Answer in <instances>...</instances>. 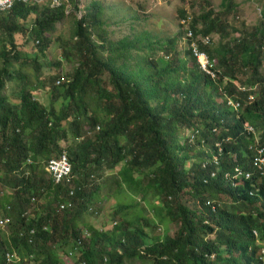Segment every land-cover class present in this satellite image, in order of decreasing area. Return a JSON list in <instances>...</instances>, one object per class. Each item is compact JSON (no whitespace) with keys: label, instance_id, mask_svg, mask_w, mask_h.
<instances>
[{"label":"trees","instance_id":"1","mask_svg":"<svg viewBox=\"0 0 264 264\" xmlns=\"http://www.w3.org/2000/svg\"><path fill=\"white\" fill-rule=\"evenodd\" d=\"M82 1L68 0L75 11ZM85 5L81 20L72 16L75 29L60 47L64 59L76 67L66 81L62 76L50 78L48 108L34 97L47 84L32 87L22 70L32 63L35 78L40 79L44 66L38 55L46 58L57 42V25L71 17L63 9L35 2H17L9 12L0 13V34L5 36L0 37V183L12 190L0 202L3 217L12 220L5 252L39 264H62L59 249L85 264H124L127 260L264 264L252 234L256 231L264 243V177L238 180L236 186L225 178L237 165L252 171L242 122L248 121L262 135L264 146V24L240 31L228 24L226 16L236 8L233 0H222L217 12L206 2L207 9L191 18L189 27L198 48L217 62L218 78L213 80L199 72L188 46L185 55L190 57V67L179 54L172 57L175 38L159 42L146 35L112 41L104 30L103 5L96 0H85ZM178 17L187 15L179 9ZM230 32L241 36L217 45H203L196 39L216 35L225 40ZM20 33L24 43L32 42L30 62L17 48L14 36ZM55 65L62 67L60 62ZM104 76L107 81H102ZM16 81L22 84L13 95L16 102L11 103L5 90ZM219 89L246 103L240 119L226 102L218 101ZM251 95L255 100L247 103ZM222 120L228 131L213 137L212 128ZM199 127L206 129L205 147L212 154L203 149L190 154L193 147L180 141L187 138L186 129ZM226 137L232 138L231 143L224 144L219 173L211 178L217 166L209 162L203 168L202 163L218 154L215 143ZM62 152L71 164V177L54 184L44 169ZM230 152L238 155L236 163L229 158ZM112 171L117 172L112 180L116 196L129 199L118 202L113 211L112 216L121 221L117 219L111 232L84 224L90 238L85 249L83 245L75 248L83 233V218L100 191L96 181ZM187 189L193 205L182 202ZM221 196L231 203L222 205ZM67 200L75 207L58 211L57 205ZM216 201L219 204L213 209ZM154 221L158 228L168 222L180 227L174 237L165 234L149 240L144 228L137 226L152 227ZM0 262L5 264L1 256Z\"/></svg>","mask_w":264,"mask_h":264},{"label":"rangeland","instance_id":"2","mask_svg":"<svg viewBox=\"0 0 264 264\" xmlns=\"http://www.w3.org/2000/svg\"><path fill=\"white\" fill-rule=\"evenodd\" d=\"M43 0L38 1L37 4L42 6L44 2ZM89 0H86L88 3ZM100 2L105 9V21L107 22V27L104 28L106 33L114 42H118L123 40L124 38L129 37L130 39L135 38H143L146 35H149L153 41H166L168 38H175L176 45L172 49V57L175 59V55L179 54V58L187 61V66L190 67V57L185 55L187 50V41L185 40V25L182 24V20L178 17V10L182 9L185 11L186 15L190 18L200 15L207 9L206 2L209 3L212 9L215 12L220 11V5L222 0H96ZM236 4V8L234 12H231L226 16V20L228 24L237 30L242 29H252L256 26L264 24V0H233ZM57 32L54 34V38H57V42L52 46L50 52L47 54L46 58L43 59L41 55L39 56V63L44 66L43 71L40 75V79H36L34 64L31 63L30 66L25 67L22 70L24 75H28L30 77V83L32 87H37L39 83H44L47 88L45 90H38L35 92L36 101L48 108L50 105V97L52 89L51 82L49 80L51 77H60L64 78L66 81L73 72V69L76 67L75 65L68 63L61 52V43L64 40L69 39L75 29L74 18L66 19L61 24L57 25ZM241 36L240 32L231 33L229 37L225 40H220L218 36L212 35V43L217 45L219 42L229 41L233 38H239ZM0 37H4L3 33L0 34ZM59 37V38H58ZM15 42L17 44V48L22 55H28L29 58L26 60L30 62L33 58L31 55V50L33 49L32 42L29 44L24 43L23 34H15L14 36ZM60 39V41H58ZM62 39V40H61ZM37 53V52H36ZM162 53L157 52V56H161ZM185 55V56H184ZM184 56V57H183ZM168 57H165V59ZM23 61V59H22ZM62 63L61 68H57L55 63ZM48 64H51L49 66ZM174 64L177 65V62L174 60ZM102 81H107V77L104 76ZM22 82H15L11 84H7L5 90V96L10 100L11 103H15V97L13 96L16 91V87L21 86ZM218 101L221 102V99L218 98ZM60 105V101L54 104L55 110H58ZM184 134L187 135V129L184 131ZM91 136V133L88 134ZM182 142V139L180 138ZM66 144H61V147H66ZM197 150L200 148L195 144L194 145ZM197 151H191L190 154H195ZM109 173V172H108ZM108 176L107 172L102 174L105 178L102 180H97L96 184L100 185V191L96 194L93 199V210H98L99 215H94L88 213L87 216L83 218V224L81 228H84V224H88L96 229L105 230L111 232L115 226V222L117 219L121 221L120 217L117 215H113V211L117 207V203L127 202L129 201L128 197L123 194H119L116 196V192L118 191L115 187V184L112 182L113 177L117 176V172H110ZM112 178V179H111ZM92 180V179H90ZM91 182V181H89ZM90 184L86 185L85 188L87 191L90 190ZM12 190H8L0 183V200L4 195H11ZM191 191L187 189L182 194V202L186 205L192 203L193 205V197ZM140 197V196H139ZM138 197V198H139ZM222 205L227 203L230 204L231 200L227 197L221 196ZM121 199V200H120ZM140 199V198H139ZM137 199V201H139ZM145 206V204H143ZM33 205H31V208ZM140 210V207L137 209H133L132 213ZM142 215H146V213H142ZM144 216H141L143 219ZM148 218L153 220L152 214L148 213ZM142 227L149 234L148 239H154L158 236H171L174 237L179 230V224L174 222H168L165 225H162L158 228L155 226V221L153 222L152 227H146L145 225L137 226ZM156 227V228H155ZM158 228V229H157ZM9 235V230L5 228V230L1 231V238L4 239ZM150 236V237H149ZM210 238H215V236H211ZM150 240V239H149ZM60 246V245H59ZM60 253L61 257L65 253L64 249H59L58 254ZM74 255V254H73ZM72 255V256H73ZM65 257L61 259L63 264H78L74 261L73 257L66 254ZM33 258H28L27 263L24 264H39L32 260ZM1 264V262H0ZM125 264H152L150 262H142L139 260H127Z\"/></svg>","mask_w":264,"mask_h":264},{"label":"clouds","instance_id":"3","mask_svg":"<svg viewBox=\"0 0 264 264\" xmlns=\"http://www.w3.org/2000/svg\"><path fill=\"white\" fill-rule=\"evenodd\" d=\"M188 17V16H187ZM182 20V19H181ZM190 20H191V18H190ZM190 22V21H189ZM188 26H189V24H188ZM199 37V36H198ZM211 37V43L210 44H212V36H210ZM201 38V37H200ZM197 39V38H196ZM186 40V39H185ZM197 40H200V39H197ZM187 42H190L189 40H186ZM201 41V40H200ZM190 44V43H189ZM203 44V43H202ZM209 44V45H210ZM204 45V44H203ZM187 46H188V48H189V45L187 44ZM200 50V49H199ZM202 52V51H201ZM204 53V52H203ZM206 54V53H205ZM192 55V54H191ZM207 55V54H206ZM208 56V55H207ZM209 57V56H208ZM192 58H194L193 56H192ZM195 59V58H194ZM210 59V58H209ZM211 60H214V59H211ZM195 61H196V59H195ZM196 64H197V62H196ZM197 68H198V64H197ZM216 68H217V66H216ZM199 70V69H198ZM199 72H201L200 70H199ZM202 73V72H201ZM202 74H204V73H202ZM205 75V74H204ZM208 77H210V76H208ZM211 78V77H210ZM212 79V78H211ZM213 80H216V79H213ZM219 92H220V99H221V102H226L227 103V106L230 108V109H232L233 110V112H234V114H235V116H236V118H238V119H240L241 118V112H243V107H244V105H246V103H243L242 101H238V100H235L233 97H231L230 95H229V93H228V91H226V90H223V89H219ZM255 100V97L253 96V95H251L250 97H249V99L247 100V103H251V102H253ZM220 102V101H219ZM220 102V103H221ZM242 126L244 127V132H243V134H242V136H245L246 137V140H247V143H248V145H247V149H248V153H249V155H247V159H248V161H249V164H250V162H251V159L253 158V157H251L250 156V153H255V148H259V149H263L264 150V146H263V141H262V135L261 134H258L257 132H256V130H255V128L253 127V126H251V124L250 123H248V121H245V122H242ZM223 131H228V129H227V127H226V122H224L223 120L220 122V124L219 125H215L213 128H212V130H211V135L213 136V137H218V135H221L222 134V132ZM204 133V134H203ZM205 133H206V129H205V131H204V129L202 128V127H199V128H191V129H187V138L185 137V138H183L182 140H183V144L185 145V143H187V141L189 142V144H190V146H192L193 147V150L192 151H197L196 153H198L199 151H201L202 149L206 152V153H209V154H212L213 153V151L212 150H210V149H206V147H205V145H206V140H205ZM219 138V137H218ZM231 137H226V138H223L222 139V141L221 140H218V141H216V143H215V148L217 149V151H218V154H216V155H214L213 156V158L209 161V160H207V161H204L203 163H202V167L203 168H206V166L209 164V162L210 163H213L215 166H217V171H212V173H211V178H216V176H217V174L219 173V160H220V158L222 157V155H223V152H224V144L225 143H231ZM197 145L199 148H200V150H197L196 149V147L194 146V145ZM251 148H253L252 150H251ZM229 158L231 159V160H233L235 163H236V161H237V159H238V155L237 154H233V153H229ZM30 162V161H29ZM26 164H27V162H26ZM31 164V163H30ZM30 164H27V165H30ZM245 166V165H244ZM250 166H251V164H250ZM237 168H239V169H242L243 171H247V172H252V171H248V170H246L242 165H237V167L235 168V169H237ZM235 169L233 170V172H232V174H226L225 175V178L226 179H228V180H230L232 183H233V185L234 186H236V182L238 181V180H241V179H238V178H235L236 177V173H235ZM45 170V169H44ZM251 170H252V168H251ZM214 175V176H213ZM52 179V178H51ZM207 178H205L204 179V181L205 182H207ZM53 183H54V181H53ZM54 184H56V183H54ZM59 184V183H58ZM74 195V190L73 189H71L70 191H69V196L70 197H72ZM5 196V195H4ZM3 198L4 197H2V199L0 200V202L3 200ZM31 202H33V200H31ZM214 204H213V209L216 207V205H218L219 203H218V201H216V202H213ZM61 205H64V208L63 209H60V206ZM75 206H74V203L72 202V201H69V200H67V201H65V202H63V203H59L58 205H57V210L58 211H63V210H65V209H71V208H74ZM93 205L92 206H90V208L88 209V212L86 213V216L88 215V213H91V214H94V215H99V211L98 210H93ZM27 214H28V212H27ZM0 221H6V223H5V225H0V236H1V231L2 230H5V228H7L8 229V227L12 224V220L8 217V216H6V217H3V215H2V213H1V211H0ZM116 223V222H115ZM207 224H208V222H206ZM116 225V224H115ZM87 226H90V225H88L87 224ZM92 228H94V227H92ZM45 229V231L48 229V226L47 227H45L44 228ZM94 229H96V228H94ZM9 230V229H8ZM96 230H98V231H101V232H107V231H105V230H100V229H96ZM82 231H83V233H82V235H81V238L80 239H78L77 240V242H76V246L77 247H75V248H78V247H80V246H82L83 245V247H84V249H85V243H87L88 242V239L90 238V236H89V232H88V230H87V228H82ZM143 231H144V233L145 234H148L146 231H145V229H143ZM34 232H35V230L34 229H31L30 231H29V233L31 234V235H34ZM255 232V233H254ZM252 234H253V236H254V240H255V243L260 247L259 249V253H260V255H261V257H260V260L262 259V260H264V243H261L260 242V240H259V235H258V233L256 232V231H252ZM9 235H10V232H9ZM8 235V236H9ZM8 236L6 237V238H4V239H2L1 237H0V241L1 242H6V243H1L0 242V256H1V258H2V260L5 262V264H24V263H27V261H28V258L29 257H25L24 256V258H21V257H19V256H17L16 254H14V252L13 253H8V252H5L6 251V248H7V246H8V244H10V241H9V238H8ZM28 239V243H33V239H30V238H27ZM6 254H12L11 256V258H10V260L9 261H7V258H6ZM67 254H69V252L67 253ZM66 254L64 253L63 254V256H62V258L63 257H65L66 258V256H65ZM69 256L71 257V255L69 254ZM107 260H108V257H104V263L105 262H107ZM62 264H63V262H62ZM78 264H85V262H81V263H78ZM125 264V263H124Z\"/></svg>","mask_w":264,"mask_h":264},{"label":"built area","instance_id":"4","mask_svg":"<svg viewBox=\"0 0 264 264\" xmlns=\"http://www.w3.org/2000/svg\"><path fill=\"white\" fill-rule=\"evenodd\" d=\"M17 2L38 3L37 0H0V13L9 12L14 6V4ZM42 2H44V4L48 3L50 9L52 10L63 9L64 14L67 17L74 16V18L81 20L85 15V10H86L85 0H83L79 5L78 11H75L73 7L70 6L68 0H43ZM189 21H190V17L188 16L185 19H182V24L185 25V29H184L185 39L190 41L189 50L191 51L192 56L196 59V62L198 64V69L206 76H210L212 79H217L218 78V72L216 71L217 62H215V60L209 59V57L205 53L199 50L196 40L193 39L192 31L188 26ZM197 39H200L204 45H209L211 43V37H204V38L197 37ZM59 84L60 82L57 83V85ZM95 130L98 132L99 128L96 127ZM252 149L253 148H251V150ZM254 150L255 153H257V155L253 157L250 162L252 172L243 171L242 169L237 168L235 169V173H236L235 178L241 180L242 179L250 180L254 176H258L260 178L264 177V150L259 148H255ZM27 164H30V162L27 161ZM71 171H72V167L67 159L66 152H62L57 159L49 160L45 168L46 174L50 178H52V180L56 184L60 183L63 179L69 180V177H71ZM256 173L259 175H257ZM63 208L64 205H61L60 209ZM5 223L6 221H0V225H5ZM11 255L12 254H6L7 261L10 260V258L12 257Z\"/></svg>","mask_w":264,"mask_h":264}]
</instances>
